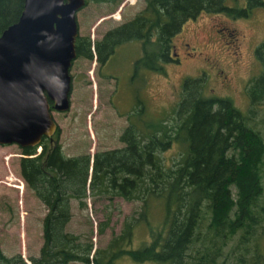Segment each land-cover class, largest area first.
Segmentation results:
<instances>
[{
	"label": "trees",
	"instance_id": "trees-1",
	"mask_svg": "<svg viewBox=\"0 0 264 264\" xmlns=\"http://www.w3.org/2000/svg\"><path fill=\"white\" fill-rule=\"evenodd\" d=\"M144 1L134 16L107 29L101 38L92 41L78 35L76 57L92 58L93 46L104 64L116 46L139 40L135 81L142 69L163 72L166 62L178 60L173 36L186 20L204 11L237 17L249 15L253 6L264 7V0H246L243 5H234L237 0ZM22 7L23 0H0V32L17 19ZM5 16L10 18L3 20ZM255 53L264 68V41ZM201 81L185 78L174 111L155 120L137 99L120 134V147L92 156L67 155L59 142L47 139L21 147L20 175L47 207L43 242L37 255L27 257L30 264H116L124 256L157 264H264L263 135L249 124L254 118L230 97L204 95ZM247 92L251 104L264 98V70L250 79ZM249 112L254 115L256 109L250 106ZM173 148L177 156L167 158L166 151ZM9 179L13 181V174ZM22 179L20 185H11L21 188ZM99 194L138 199L142 208L127 216L105 246L94 248L90 238L68 231L66 225L70 199L84 207L88 195ZM153 200L163 207L158 224L149 217ZM140 222L147 226L148 238L133 245L134 226ZM0 264L28 263L20 252L6 254L0 248Z\"/></svg>",
	"mask_w": 264,
	"mask_h": 264
},
{
	"label": "rangeland",
	"instance_id": "rangeland-1",
	"mask_svg": "<svg viewBox=\"0 0 264 264\" xmlns=\"http://www.w3.org/2000/svg\"><path fill=\"white\" fill-rule=\"evenodd\" d=\"M233 3L243 5L246 0ZM144 4V0L88 1L77 12L79 35H88L92 41L99 39L107 29L134 16ZM9 18L5 16L3 20ZM262 41L263 6H253L249 15L237 17L204 11L186 20L173 36L178 60L166 62L163 72L142 69L135 74V81L132 72L134 60L141 54L139 40L116 46L105 66L96 61L92 46L94 57L77 56L72 62L69 110L53 112L60 125L59 143L63 152L67 155L88 152L92 156L95 151L122 146L120 134L129 123L128 115L135 109L137 99H142L147 117L152 120L164 117L174 111L187 77H200L206 96L230 97L235 106L254 118L255 121L248 120L249 124L259 128L264 138V98L251 104L247 92L250 79L264 70L255 53ZM250 106L256 109L254 115L249 112ZM39 150L38 146L36 151ZM176 154V148L165 153L167 158ZM21 155L20 145L0 144V248L6 254L20 252L27 258L39 253L43 242L42 218L47 207L22 179ZM11 174L13 181L9 179ZM262 174L264 184V165ZM20 178L24 184L21 188L11 185H20ZM141 204L138 199L110 194L88 195L84 207L76 199H70L71 217L66 229L90 238L94 248L102 247L112 234L120 232L129 219L127 216L137 214ZM149 206L151 222L158 224L162 204L153 200ZM147 238L144 222L134 226L133 245ZM116 264L157 263L124 256Z\"/></svg>",
	"mask_w": 264,
	"mask_h": 264
},
{
	"label": "water",
	"instance_id": "water-1",
	"mask_svg": "<svg viewBox=\"0 0 264 264\" xmlns=\"http://www.w3.org/2000/svg\"><path fill=\"white\" fill-rule=\"evenodd\" d=\"M85 3L23 0L18 18L0 32V144L33 146L51 135L49 99L52 108L69 109L77 12Z\"/></svg>",
	"mask_w": 264,
	"mask_h": 264
},
{
	"label": "flooded vegetation",
	"instance_id": "flooded-vegetation-1",
	"mask_svg": "<svg viewBox=\"0 0 264 264\" xmlns=\"http://www.w3.org/2000/svg\"><path fill=\"white\" fill-rule=\"evenodd\" d=\"M18 18V17H17ZM14 22V21H13ZM9 25V24H8ZM7 25V26H8ZM5 28V27H4ZM3 28V29H4ZM2 29V30H3ZM1 30V31H2ZM186 44V46L188 47L189 46V43L188 42H186L185 43ZM188 52V51H187ZM94 56H95V59H96V61L98 62V60H97V53H96V51H95V49H94ZM93 56V57H94ZM87 59H91V58H87ZM74 60V59H73ZM73 62V61H72ZM108 62V60L104 63V64H100L99 62V64L102 66H105V64ZM71 68H72V63H71V65H70V68H69V73H70V75H71V79L73 78V75H72V73L70 72L71 71ZM132 74H133V72H132ZM71 89H72V85H71ZM135 93V92H134ZM71 94V93H70ZM69 98H70V95H69ZM49 101V104H50V108H51V111H52V115H53V112H64V111H67V110H69V109H67V110H64V111H59V110H56V109H54V108H52V105H53V101L52 100H48ZM70 102H71V100H70ZM70 105H71V103H70ZM70 108V107H69ZM53 118H54V116H53ZM55 119V118H54ZM55 121H56V119H55ZM59 134H60V125H59V123L56 121V129H55V131L51 134V135H45V134H43L42 136H41V138H40V141H39V143L40 142H42V141H44L45 139H47V140H49L51 143H53L54 145L56 144V143H58L59 142Z\"/></svg>",
	"mask_w": 264,
	"mask_h": 264
}]
</instances>
